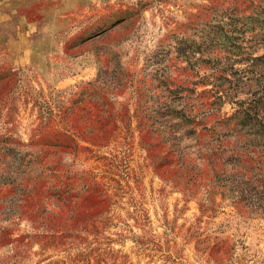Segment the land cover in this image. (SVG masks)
Returning a JSON list of instances; mask_svg holds the SVG:
<instances>
[{
	"label": "rangeland",
	"instance_id": "1",
	"mask_svg": "<svg viewBox=\"0 0 264 264\" xmlns=\"http://www.w3.org/2000/svg\"><path fill=\"white\" fill-rule=\"evenodd\" d=\"M263 54L264 0H0V264H264V211L232 204L204 161L215 133L264 161L236 115L264 117ZM164 78L189 120L156 129ZM34 157L91 175L97 215L73 230L74 198L43 200L47 225L14 205L8 170Z\"/></svg>",
	"mask_w": 264,
	"mask_h": 264
},
{
	"label": "trees",
	"instance_id": "2",
	"mask_svg": "<svg viewBox=\"0 0 264 264\" xmlns=\"http://www.w3.org/2000/svg\"><path fill=\"white\" fill-rule=\"evenodd\" d=\"M258 60L260 61L259 69L264 73V54ZM162 82V86L157 87L158 92L154 100V123L156 129H159L158 127H162L172 119L173 115L181 119L180 125H185L189 118L183 115L182 111L171 108L172 104L170 105L168 100V96L174 86L165 78ZM226 91L228 90H225L223 95H227L228 92ZM215 98H220V96H215ZM255 110L256 108L249 105L239 109L236 115L238 120H240V124L252 122L260 128V132L257 135L260 137L264 147V117L258 116ZM221 137L217 133L213 134L211 138V142H213L212 148H208L209 155H206L204 160L209 165L210 171L215 174L216 183L218 181L221 183L218 187L229 195L230 202L235 206L238 205L240 208L255 206V209L264 211V161L253 159L248 154H245L242 158H240V154H226L220 146ZM244 151H247V149ZM165 152V154L149 156L151 164L159 167L163 161L168 160L166 157L168 152ZM226 165H228L231 172L234 171L235 166L239 167L237 173H231L232 175L227 177L229 179L221 178L222 176L220 177V173L217 172V167ZM8 172L12 176V180L8 182L9 192L12 194V203L17 206L32 207L26 212V216L33 217L31 220L37 219L39 215L42 223L48 220L46 214L49 211L45 210L42 201L48 200L49 197H52L57 205L68 202L70 198L78 201L79 214L74 212L69 216V223L63 224L64 227L70 226L73 230H76L78 226L81 228V224L78 223L81 218L83 220L87 214H92L91 216L97 215L102 207L103 198L101 197V189H99L98 183L83 170L75 172L64 165L44 164L37 161V157H34L26 162L20 160V163L12 166ZM73 176L80 182L78 189L69 185ZM21 198H25L26 202ZM105 199L107 200V197ZM84 207L91 208V212H83L82 208ZM90 220L88 221L90 222ZM48 223L45 224L47 225Z\"/></svg>",
	"mask_w": 264,
	"mask_h": 264
}]
</instances>
